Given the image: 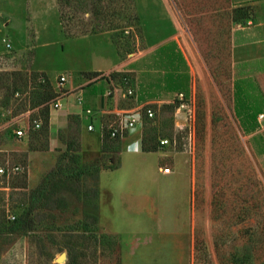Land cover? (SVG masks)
<instances>
[{
  "label": "rangeland",
  "instance_id": "rangeland-1",
  "mask_svg": "<svg viewBox=\"0 0 264 264\" xmlns=\"http://www.w3.org/2000/svg\"><path fill=\"white\" fill-rule=\"evenodd\" d=\"M175 17L192 33L182 50L174 42L189 74L187 122L176 92L157 85L165 67L151 56L175 33ZM257 24L264 0H0V166L21 168L0 176V264H65L68 254L73 264H203L197 254L204 264H264V118L245 131L234 109L238 81L264 112V42L238 37ZM97 65L105 75L90 76ZM60 75L67 123L45 152L49 131L36 134L32 124L47 108L48 118L57 112L48 102ZM144 105L155 116L124 127ZM28 124V136H14ZM111 126L121 150L108 160L119 166L85 186L96 189V239L62 227L81 220V181L35 211V230L1 229L65 151L60 135L92 160Z\"/></svg>",
  "mask_w": 264,
  "mask_h": 264
},
{
  "label": "trees",
  "instance_id": "trees-1",
  "mask_svg": "<svg viewBox=\"0 0 264 264\" xmlns=\"http://www.w3.org/2000/svg\"><path fill=\"white\" fill-rule=\"evenodd\" d=\"M151 56L157 58L158 63H164V69L161 73V78L158 79V86L167 92H183L186 96L189 85V74L187 64L182 56V53L174 43L169 41L158 45L152 52ZM101 73L100 71L89 72L90 76H95ZM247 93L242 89L240 83H235V115L242 121L245 131L255 129L257 124V115L261 113V103H253L248 101ZM142 98L140 97L139 100ZM175 105V104H174ZM173 105V106H174ZM48 109V108H47ZM42 116H38L41 120V125L37 129L36 134L46 136L48 131V110ZM68 119V126L69 120ZM78 121V119L76 120ZM28 136V134H27ZM60 140L65 144V151L59 156L54 167L44 173L38 183L32 188L28 195L27 205L21 212L14 217L11 222L5 224L1 229L6 234H24L33 231L37 228V222L34 213L37 209H42L48 206L50 197L63 187L67 189V185L76 181H81V220L74 221L70 224H64L62 227L65 230H79L81 234H87L88 237H95L96 222H97V204H96V189L93 186L91 189H85L88 179L95 176L100 169H115L119 166V159L115 162H110L108 159L111 153L121 150L120 137L107 138L101 144L100 156L92 160L85 159V156L80 152V145L74 137L59 136ZM51 225L58 228L59 225L51 222ZM60 229V228H59ZM104 239H111L110 236L103 235ZM197 260L203 259V262L208 263V258L201 255H195ZM203 263V264H204ZM65 264H73V258L68 254Z\"/></svg>",
  "mask_w": 264,
  "mask_h": 264
},
{
  "label": "built area",
  "instance_id": "built-area-1",
  "mask_svg": "<svg viewBox=\"0 0 264 264\" xmlns=\"http://www.w3.org/2000/svg\"><path fill=\"white\" fill-rule=\"evenodd\" d=\"M101 75H105L104 73H101ZM101 75L97 76L100 77ZM108 76V75H107ZM96 78V77H95ZM96 78V79H97ZM66 81V77L64 75H60L58 77L57 81V86L58 90H56L55 96L48 102L49 109L51 110H59L62 107V100H63V95L62 93V88L64 87V83ZM176 98L178 99L179 103L177 106V110L183 109L185 110V121L187 122L192 121L194 119V107L190 106V104L186 101V96L184 95L183 92L176 93ZM141 112H129L128 115H126L120 122L126 127L127 129H133L138 126H142V120H143V115L146 116L147 118H153L155 116L154 110L152 109L151 106L149 105H144L141 106ZM34 109L28 110L25 114L28 116L31 111ZM84 112L86 113H91L90 109L85 110ZM30 116V115H29ZM30 118V117H29ZM264 118V112H261L257 115V122L259 125L261 124V120ZM33 128L37 129L41 125V121L39 119H34L33 120ZM188 125V124H187ZM29 124L27 127H19L17 129L13 130L14 136L21 138V137H26L27 136V130L29 128ZM88 130H91L93 126L89 124L87 126ZM109 135L111 137H118L121 136L120 130H118L117 127L111 126L108 131ZM161 144L168 143L167 139H161L160 140ZM162 173L166 174L170 172V169L168 167L161 168L160 169ZM21 171V168L19 165H13L10 167L6 166H0V176H9L10 174L13 173H18ZM10 219H14V216H10Z\"/></svg>",
  "mask_w": 264,
  "mask_h": 264
},
{
  "label": "crops",
  "instance_id": "crops-1",
  "mask_svg": "<svg viewBox=\"0 0 264 264\" xmlns=\"http://www.w3.org/2000/svg\"><path fill=\"white\" fill-rule=\"evenodd\" d=\"M165 15V11H163V15ZM174 20V19H173ZM175 33L170 37V41H174L177 43L178 47L182 50V41L186 40L187 32L190 33L192 36V33L190 31H187L186 29L183 30V27L181 24H178V19L175 17ZM247 35L254 36L256 38L257 43H263L264 42V24H257L256 29L251 33L244 32L243 34H240L238 37L239 39L245 38ZM168 40V42H169ZM101 70H106L105 68L101 67L100 65H97L95 67H91L89 71H101ZM69 106L66 104L65 108H60L57 110V112L54 115H50L48 118V131H49V144H48V149L45 152H50L53 150L55 146H57L55 135L58 129H63L67 123V112H68ZM89 124H87L88 126ZM93 126V125H92ZM94 127L91 130L87 131H92ZM93 138L97 141L98 140V133H96V130L92 132Z\"/></svg>",
  "mask_w": 264,
  "mask_h": 264
},
{
  "label": "water",
  "instance_id": "water-1",
  "mask_svg": "<svg viewBox=\"0 0 264 264\" xmlns=\"http://www.w3.org/2000/svg\"><path fill=\"white\" fill-rule=\"evenodd\" d=\"M65 257V253L59 254V256L56 258L57 261H60L62 258Z\"/></svg>",
  "mask_w": 264,
  "mask_h": 264
}]
</instances>
